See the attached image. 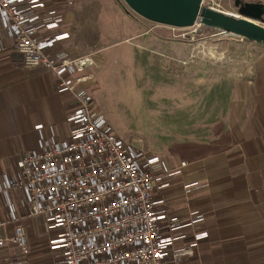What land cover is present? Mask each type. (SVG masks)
<instances>
[{
	"label": "built area",
	"instance_id": "built-area-1",
	"mask_svg": "<svg viewBox=\"0 0 264 264\" xmlns=\"http://www.w3.org/2000/svg\"><path fill=\"white\" fill-rule=\"evenodd\" d=\"M63 22L56 0H0V54L11 39L25 70L54 73V91L66 98L62 134L49 137L37 126L39 149L18 152L15 171L0 175V227L17 224L13 235L0 236V264L28 262L25 219L48 264H183L209 236L206 213L174 215L165 198L189 164L117 133L92 95L98 52L72 57Z\"/></svg>",
	"mask_w": 264,
	"mask_h": 264
},
{
	"label": "rangeland",
	"instance_id": "rangeland-1",
	"mask_svg": "<svg viewBox=\"0 0 264 264\" xmlns=\"http://www.w3.org/2000/svg\"><path fill=\"white\" fill-rule=\"evenodd\" d=\"M235 1L203 0V7L239 15ZM92 20L99 24L92 25V95L118 134L174 163L232 142L240 84L264 60V44L199 22L154 23L124 0H92Z\"/></svg>",
	"mask_w": 264,
	"mask_h": 264
},
{
	"label": "crops",
	"instance_id": "crops-1",
	"mask_svg": "<svg viewBox=\"0 0 264 264\" xmlns=\"http://www.w3.org/2000/svg\"><path fill=\"white\" fill-rule=\"evenodd\" d=\"M56 2L64 17L63 31L70 35L71 56L92 52L93 21L99 25L92 20V0ZM7 43L9 48L0 54V175L15 171L18 152L39 149L37 126L43 125L49 137L62 134L65 126L66 98L54 91L57 76L46 68L25 70L13 41ZM240 94V118L234 123L232 142L214 155L184 160L189 167L165 191L172 214L184 216L199 209L208 215V238L183 264H264V60L241 82ZM195 184L202 187L186 190ZM191 198L193 205L188 204ZM1 216L7 218L6 210ZM20 224L30 247L26 264H48L41 259L44 250L35 243L33 221ZM16 225L0 227V236L13 235ZM192 241L190 236L177 247Z\"/></svg>",
	"mask_w": 264,
	"mask_h": 264
},
{
	"label": "water",
	"instance_id": "water-1",
	"mask_svg": "<svg viewBox=\"0 0 264 264\" xmlns=\"http://www.w3.org/2000/svg\"><path fill=\"white\" fill-rule=\"evenodd\" d=\"M141 17L154 23L188 28L201 22L226 33L264 44V5L236 0L239 17L203 7V0H124Z\"/></svg>",
	"mask_w": 264,
	"mask_h": 264
},
{
	"label": "bare ground",
	"instance_id": "bare-ground-1",
	"mask_svg": "<svg viewBox=\"0 0 264 264\" xmlns=\"http://www.w3.org/2000/svg\"><path fill=\"white\" fill-rule=\"evenodd\" d=\"M227 14H228V13H227ZM230 15L240 18L238 14H232V13H231ZM259 24H260V23H259Z\"/></svg>",
	"mask_w": 264,
	"mask_h": 264
},
{
	"label": "flooded vegetation",
	"instance_id": "flooded-vegetation-1",
	"mask_svg": "<svg viewBox=\"0 0 264 264\" xmlns=\"http://www.w3.org/2000/svg\"><path fill=\"white\" fill-rule=\"evenodd\" d=\"M242 3H245V2H243V1H242ZM260 4H263V5H264V3H260ZM237 9L239 10V8H238V7H237Z\"/></svg>",
	"mask_w": 264,
	"mask_h": 264
}]
</instances>
